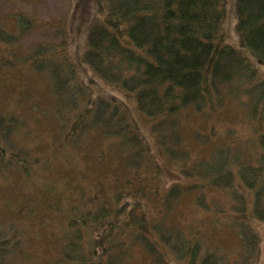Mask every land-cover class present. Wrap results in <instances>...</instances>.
I'll return each mask as SVG.
<instances>
[{
	"label": "rangeland",
	"instance_id": "rangeland-1",
	"mask_svg": "<svg viewBox=\"0 0 264 264\" xmlns=\"http://www.w3.org/2000/svg\"><path fill=\"white\" fill-rule=\"evenodd\" d=\"M101 1L0 0L1 22L19 34L16 44L6 48L16 58L20 56L17 61L0 63L5 64L0 66V115L5 116L0 125V260L7 259L5 264H53L62 245L76 237L77 227L69 224L72 218H80L88 207L96 208L120 192V206L131 213L132 226L124 224L117 234L118 240L129 242V248L116 264H155L151 243L169 244V238L161 236L168 232L158 227L187 228L200 236L203 250H217L234 262L243 253L237 227L241 220H235L241 211H245L242 219L259 232L256 264H264V218L256 215L252 200L257 187L249 188L244 181L243 185L236 181L235 186L222 187L224 180L215 186L209 179L183 173L214 153L225 155L221 161L249 159L255 167L262 155L259 163L264 169V121L247 117V96L229 94L222 101L214 96L212 106L201 108L191 104L177 115L181 141L176 151L171 145L177 158L169 156L153 131L154 119L139 109L134 94L105 81L84 58L92 21L103 13ZM19 10L37 19L35 24L30 21V31L18 28L15 15ZM237 23V0H227L221 25L224 42L241 48L264 78V62L242 44ZM60 27L66 30L69 57L77 75L92 97L110 96L114 103L122 104L132 134H136L127 137L130 131L121 133V138L137 137L135 148L129 145L132 143L119 142L120 134L105 133L101 125L74 128L76 118L66 105L69 100L57 99L49 72L36 68L27 57L37 42L59 43ZM142 142L146 156L141 159L137 145ZM258 142L263 152L256 149ZM185 151L186 158L182 157ZM173 186L186 189L170 199L175 197L168 194ZM146 226L156 230L148 231ZM132 230H138L135 238ZM98 234L85 225L82 238L88 249L96 247ZM3 239L13 243L6 251ZM96 253L91 255L93 264H104L106 257ZM167 256L169 264H183L171 252Z\"/></svg>",
	"mask_w": 264,
	"mask_h": 264
},
{
	"label": "trees",
	"instance_id": "trees-1",
	"mask_svg": "<svg viewBox=\"0 0 264 264\" xmlns=\"http://www.w3.org/2000/svg\"><path fill=\"white\" fill-rule=\"evenodd\" d=\"M101 4L103 13L92 21L84 58L105 81L118 84L134 94L139 109L154 119L153 131L169 156L177 158L171 145L176 151V145L181 141L177 115L191 104L201 108L205 104L212 106L214 96L220 101L229 94L247 96V117L257 122L264 121V78L241 48L224 42L221 25L227 0H102ZM237 13L242 44L251 48L264 62V0H237ZM15 16L20 30L30 31V21L34 24L37 21L33 15L20 10ZM6 30L0 19V63L17 61L20 57L17 55L16 58L6 48L16 44L19 34ZM59 33V43L37 42L27 57L36 64L35 67L49 72L57 99L69 100L66 105L76 118L74 128L101 125L105 133L120 134L119 142L132 143L129 145L135 148L133 142L137 137L132 138L134 141L121 138V133L130 131L127 137L136 134H132L122 104L114 103L110 96L92 97L69 57L66 30L60 27ZM4 119L5 116L0 115L1 127ZM257 144L256 149L263 152L260 142ZM143 146V142L137 145L141 159L146 156ZM135 154L137 157L140 155L139 152ZM187 156L185 151L182 157ZM224 156L223 153H214L212 158L199 165L194 164V167L192 165L183 173L197 175L203 181L209 179L212 181H208L209 184L215 186L224 180L222 187L235 186L236 181L239 185L244 181L252 189L257 187L252 200L257 206L256 215L264 218V208L261 207V200L264 202V169L259 163L263 156H258L256 167L248 162L249 159L230 157V160L221 161ZM185 189L170 187L168 194L175 196L170 199L184 193ZM120 196L121 193L117 192L115 199L106 198L102 205L88 207L80 218H72L69 224L77 227L74 229L76 237L62 245L59 258H54L53 264H93L95 260L91 255L95 251L106 257L104 264H116L126 254L129 242L118 240L117 234L124 224L132 226L131 213L125 206H120ZM242 215L245 211L235 217L236 221L241 220L237 227L243 239V253L236 261L232 262L228 255L217 250H203L200 236L187 228L185 231L163 226L157 230L168 232L161 236L169 238V244L151 243L154 263L169 264L167 252H171L175 258L182 259L183 264H256L260 255V235L251 223L242 219ZM85 225H91L99 233L93 250L86 247L82 238ZM150 230L156 228L151 226ZM136 232L138 230H132L133 238ZM1 245L6 251L13 243L3 239ZM110 254L112 257L109 259ZM7 262L5 258L0 260V264Z\"/></svg>",
	"mask_w": 264,
	"mask_h": 264
}]
</instances>
